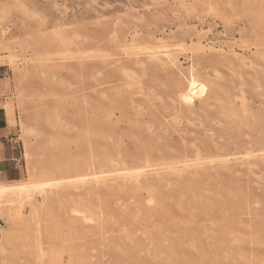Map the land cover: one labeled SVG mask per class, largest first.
Here are the masks:
<instances>
[{
	"label": "rangeland",
	"instance_id": "374dc122",
	"mask_svg": "<svg viewBox=\"0 0 264 264\" xmlns=\"http://www.w3.org/2000/svg\"><path fill=\"white\" fill-rule=\"evenodd\" d=\"M2 6L0 55L7 46L29 61L16 70L0 63L9 84L0 96L18 117L22 93L25 120L42 131L27 145L39 168L57 177L145 160L166 166L197 153L231 158L229 166L207 164L182 177L162 172L109 190L62 188L43 225L44 247L55 255L46 264H264V0H0ZM3 27L10 28L5 35ZM58 36L63 41L51 40ZM125 37H174L188 47L201 41L236 52L180 56L184 70L194 64L214 83L209 99L190 108L176 95L180 72L148 55L136 62L123 51ZM66 46L75 56L60 53ZM248 148L259 151L249 163L242 160ZM76 206L103 218L83 222ZM25 247L12 264H39L32 242Z\"/></svg>",
	"mask_w": 264,
	"mask_h": 264
},
{
	"label": "bare ground",
	"instance_id": "6f19581e",
	"mask_svg": "<svg viewBox=\"0 0 264 264\" xmlns=\"http://www.w3.org/2000/svg\"><path fill=\"white\" fill-rule=\"evenodd\" d=\"M24 3L25 1L22 4ZM210 4L209 6H211ZM1 10L6 13L8 12V7L2 6L0 7V11ZM4 13L3 15H5ZM3 15L0 14V20L4 17ZM201 23L204 22L202 21ZM9 29V27H3L2 34L5 35ZM206 33L209 34L214 32L212 29H209ZM222 33L223 35H227L226 31H223ZM173 38L174 37H152L151 39L141 40L140 38L132 37L131 40L130 38L128 40L125 37V39L122 40V48L126 55H129L133 60H137L136 62H139V60L142 59V56L144 57V55H148L151 61L154 60L157 64L170 68L173 72H180L184 78V84L181 83L182 85L177 87L176 95L181 104L193 108L197 101L204 103L209 99L214 83L210 78L201 74L194 64L189 65L184 70L180 56L185 55L188 57L189 55V58H191V53L202 50L204 53L209 52V55H206L207 57L216 58L229 52L231 53V51H235V49L233 45L229 46V49H226L222 44L218 46L213 44L204 45L201 41L196 44H190L188 47L183 40ZM51 40H58L61 42L63 41V37L61 38L58 36ZM255 44H257V42ZM6 48L8 49V54L0 55V63L4 64V62H7L14 70H16L21 63L29 61L28 59L26 60L24 54L12 51L10 47L6 46ZM70 51H72V48L66 46L65 49L60 51V53L68 52L70 56H75L72 52L70 53ZM77 51L79 55L81 52H85L80 50ZM64 57L66 58L68 55ZM39 60H41V58ZM156 62L154 63L156 64ZM241 62L244 66L246 65L245 59H242ZM141 63L142 61L140 64ZM129 78H133L134 80V74L129 73ZM139 83L141 84V82ZM245 99V95H242L239 100L241 101V108L247 112L248 101L246 102ZM7 105H10L8 104V101ZM17 106L20 113L16 121L13 120V124L19 129V137L23 140V143L26 146L23 153L26 159L27 173L26 177L23 179L10 182H0V214L6 221V225L4 224L5 226L0 228V252L3 255V261L1 264H12V255H14L15 250L21 246L26 250L25 246H27L28 241L32 242L39 264H46V261L53 256L52 259L55 258L54 251H46L44 247L45 232L43 231V225L47 218L53 214V199L57 195V192L62 188L73 189L76 191L82 187L89 186L91 189L109 190L118 182H122V185L126 182H139L142 177L146 178L154 174L159 176L162 172L181 176V174L186 172H198L199 169H204L207 164H210L211 167L229 166L231 161V158L228 156L222 158L224 155L220 153H212L208 157L197 153L194 157H189L188 155L184 159L165 163L166 166L154 163L152 160H145L134 166L112 164L106 168H97L93 166H88L86 168L80 167L69 172L60 173L55 177L52 172L39 168L34 162H32V153L28 150L27 145L35 142L42 131L38 125L31 124L25 120L24 113L22 112L24 106L22 93L18 99ZM258 152L259 151L255 149L248 148L247 151L242 154V160L249 163L251 158L259 156ZM235 154L236 153L234 152L231 153V155ZM259 154L262 155V158L264 157V148H262ZM148 201L150 203L154 202V196H150ZM72 212L78 216L79 220L87 223H96V221L102 219L104 215L93 208H84L81 206H76L72 209ZM90 226L93 227L94 224ZM56 254L58 258L61 257L59 251H57ZM7 256H10L11 258Z\"/></svg>",
	"mask_w": 264,
	"mask_h": 264
},
{
	"label": "crops",
	"instance_id": "0c3cea01",
	"mask_svg": "<svg viewBox=\"0 0 264 264\" xmlns=\"http://www.w3.org/2000/svg\"><path fill=\"white\" fill-rule=\"evenodd\" d=\"M2 80L0 79V93L6 94L5 90H9V84ZM16 119L15 109L7 105V100L4 102L0 96V182H10L24 177L26 160L22 141L16 133V129L18 131L19 129L13 124V120ZM4 224L6 225V221L0 214V228L4 227ZM2 258L0 252V264Z\"/></svg>",
	"mask_w": 264,
	"mask_h": 264
}]
</instances>
